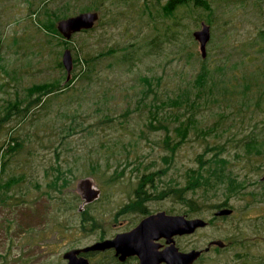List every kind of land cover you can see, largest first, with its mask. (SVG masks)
Returning <instances> with one entry per match:
<instances>
[{"label": "rangeland", "instance_id": "374dc122", "mask_svg": "<svg viewBox=\"0 0 264 264\" xmlns=\"http://www.w3.org/2000/svg\"><path fill=\"white\" fill-rule=\"evenodd\" d=\"M63 1L48 0L47 6L55 8ZM165 1L69 0L70 15L97 10L99 18L93 27L65 39L59 31H47L34 21L36 16L30 11L41 5L40 0H0L1 114L7 100L23 92L25 84L55 78L61 84L67 81L66 70L59 64L65 47L70 48L73 59L76 54L83 58L113 50L93 63L91 80L78 78L86 63L81 59V65L74 66L73 62L70 79L73 73L76 76L69 89L47 96L46 108L39 115H28L21 122L15 117L0 127V143L8 139L10 131L24 139L23 148L0 172V182L9 176L18 178L9 188L4 187L6 193H0V264H41L55 258L50 250L62 251L134 225L142 213L124 206L134 198L145 167L168 166L161 177L154 176L155 189L146 184L152 193L145 203L148 210L184 212L186 200L191 198L205 204L206 215L213 217L218 208L213 205L227 195L223 189L201 199L198 191L189 188L185 200L172 193L162 196L160 190L184 185L185 170L198 165L197 154L206 143L217 141L225 144L222 156L229 159L230 169L238 180H244V186L228 195L226 206L232 212L216 216L205 230L206 236L194 238L203 246L207 239L219 237L225 246L205 252L195 264H264V154L247 153L240 143L253 126L264 127V103L257 109L247 103L235 111L232 106L224 110L197 107L199 127L212 124L221 112L228 115L221 116L223 125L217 133L196 135L191 131L177 149L173 164L163 157L169 154L162 146L164 129L148 126L154 98L172 95L199 70L202 57L192 30L201 20L210 24L207 55L211 59L220 61L230 53L235 60L247 53L244 69L258 62V50L264 49V39L257 37L264 28V0H215L211 10L182 5L173 14L164 12ZM39 15L44 18L46 14ZM128 52L133 54L130 60L119 57ZM144 77L151 79L156 95L148 92L141 100L142 92L148 90ZM163 121L173 125L169 116ZM70 128L73 132L68 134ZM60 136H66L69 149L60 147L57 155ZM56 165L66 176L53 188L49 182ZM86 176L100 193L84 205L76 182ZM83 205L94 218L85 227L78 211ZM176 244L187 249L189 237H177Z\"/></svg>", "mask_w": 264, "mask_h": 264}, {"label": "trees", "instance_id": "16d2710c", "mask_svg": "<svg viewBox=\"0 0 264 264\" xmlns=\"http://www.w3.org/2000/svg\"><path fill=\"white\" fill-rule=\"evenodd\" d=\"M40 1L41 5L30 11L31 14L36 16L34 21H37L40 27L47 31L50 30L59 33L55 21L61 17L70 15L69 0L61 2L55 8L47 6L48 0ZM212 1L215 0H166L163 8L164 12H172V14L177 7L182 5L211 10ZM85 7L86 9L90 8L89 6ZM39 14L46 15L43 18ZM83 30L86 31L88 29ZM258 36L264 39V28L259 30L257 37ZM255 42H258L256 38H254V43ZM252 45L253 44L250 46ZM112 51V49L101 50L96 54L84 55L83 58H80V56L76 54L73 59L74 66H76V64L81 65V59L82 64L83 62L86 63V67L78 73V78L91 80L94 73L93 63ZM247 55V53H244L243 57ZM258 55V62L255 63V65L250 64L252 68L246 69H244L243 66L245 60L242 55L235 60H231V54L229 53L223 56L220 61H214L213 58H210L209 54H206V57L201 56L199 70L191 74V77L185 82L186 85L177 87L172 95L167 94L164 98H154L153 103H151L154 104V107L151 108L150 106L148 110V126L151 129H164L165 134L161 140L163 141L162 146L169 151V154L163 156L168 164H173L177 149L181 143L186 140L191 131H196V135L217 133L215 130H221V126L223 125V117L221 116L228 115L221 112L219 117L215 119L212 124L207 126L201 125V127H199L195 117L197 107L210 105V109H212V107L218 109L222 107L221 110H224L226 107L232 106L235 111V107L244 104L248 105L247 103L251 104L252 107L254 106L256 109L264 103V49H259ZM119 57L124 61H128L133 58V54L132 52H128V54L123 53ZM239 61L242 63L241 67H239ZM59 64L62 65V62L59 61ZM89 64H91V66ZM75 76L76 73H73L71 79L62 84L59 78L25 84L23 86V92H16V96L12 99H8L3 106L4 113H0V127L15 117L18 118V122H21L24 121L28 115H39L44 111V108H46L48 102L46 97L69 89V84ZM64 78H66V76ZM144 81L147 84L148 90L142 92L141 100L148 96V92H154L156 95L151 79L149 77H144ZM88 88H90V86H88ZM166 106L170 107V110H166ZM159 114L162 115L159 116ZM184 114H186L185 118L182 117ZM168 116L172 119V126H169V121L168 123L163 121V119L168 118ZM231 119H235V117H231ZM68 132V134L73 132V128H70ZM60 137L61 140L57 142L55 146V153L57 155L60 153L59 149H69L68 140H65L66 136ZM259 137L264 138L263 125L262 127H257V125L253 126L252 129L242 136L240 143L242 144L241 146H244L245 152L264 154V139L258 140ZM23 145L24 139L20 137L19 134L16 136L13 135L10 131L8 139L6 140L5 138L0 143V172L5 169L8 160L11 159L14 154L19 153ZM204 148V150L197 154L198 165L191 166L185 170L186 183L184 185L177 184V186H170L169 188H165V190H160V195L172 193L176 198L185 200L184 196L186 191L192 188L191 190L195 189V191H198L202 195L201 199H208L210 195H213L215 192L219 191V189H223L227 195L213 206L219 208L227 205L229 193L243 187L244 180L237 179L228 165L229 159L222 156V153L225 151V144L219 141L206 143ZM207 151L212 152L209 153V156L205 157ZM236 153L238 152L236 151ZM167 167L168 166L164 168L159 167L154 170H147L148 168L145 167L134 189V198L130 203L126 204L124 208L141 213L148 212L145 203L152 198V193L149 188L146 187V184H150L149 186L155 189L156 185L153 181L154 176L157 175V177H161V173L163 171L165 172ZM51 168H54V166L52 165ZM55 169L56 171H54V173L57 174L53 173L52 181L49 182V187L53 188L59 186V178L61 176H66L60 174V165H56ZM69 169L71 170L70 167ZM17 179L14 176H9L6 181L0 182V193H6L7 189H4V187L9 188L10 184ZM63 185L64 184H61V186ZM198 201L199 200H194V204L196 205L200 202ZM80 217L85 220L93 218L86 208L80 212Z\"/></svg>", "mask_w": 264, "mask_h": 264}, {"label": "water", "instance_id": "95a60500", "mask_svg": "<svg viewBox=\"0 0 264 264\" xmlns=\"http://www.w3.org/2000/svg\"><path fill=\"white\" fill-rule=\"evenodd\" d=\"M99 18L97 10H84L75 14L61 17L56 22L57 30L65 39H69L73 33L83 29H89L94 26ZM192 36L199 43V50L202 57L207 54V43L211 37L210 24L204 20L200 21V26L192 30ZM1 44V40H0ZM61 62L66 70V80L70 79L73 67L72 53L69 47H65ZM264 178V175L262 176ZM76 190L81 194L84 202H89L98 197L100 189L94 186L91 177H81L76 182ZM232 212L228 206L219 207L214 211L215 215H227ZM207 222L200 217L187 218L184 213H168L165 210H157L142 217L131 229L118 232L111 238H104L96 241L86 247L87 249H104L115 247L116 254L120 258L127 255H136L139 259L138 264H191L209 246L204 249L182 250L176 244L174 236L193 231L197 226L205 225ZM165 239L162 248L158 240ZM219 246H224L225 242L221 238L210 241ZM74 249L68 251L70 260L68 264H89L86 258L74 259L71 254Z\"/></svg>", "mask_w": 264, "mask_h": 264}, {"label": "flooded vegetation", "instance_id": "af4514ba", "mask_svg": "<svg viewBox=\"0 0 264 264\" xmlns=\"http://www.w3.org/2000/svg\"><path fill=\"white\" fill-rule=\"evenodd\" d=\"M79 196L82 198L80 193H79ZM82 201H83V204L85 205V204H88V203L92 202L93 200L89 201V202H84V199L82 198ZM84 205L80 206L78 208L79 212H81L85 208ZM146 209L148 210L147 206H146ZM158 210H162V209H158ZM163 210H165V209H163ZM155 211H157V210H154V211L148 210V212L142 213V215L139 218V220L142 217H144L145 215H147V214H149L151 212H155ZM165 211L168 212V213H184L187 218L200 217V218L205 219L206 222H207L205 225L197 226L193 231H191L189 233L177 234V235L174 236L175 241H176V238L180 237V236L189 237L190 246L187 249H182V250L204 249L206 246H209V248L207 250H203V252L191 264L197 263L203 257V254L205 252H208L209 250L214 249L215 247H224L225 246L226 242H225L224 246H219V245H217L215 243H211L209 245L210 241L213 240V239H216V238L207 239L206 243L203 246L198 245L197 241L194 239L196 237H198V239H199L200 237L206 236L205 230L207 229L209 224H211V221L213 219H215L216 216H220V215H215L214 214L213 217H209L208 218V216L206 215V212H205V204L199 202V203H197L195 205L193 199L187 198V200H186V210L184 212H171V211H168V210H165ZM79 219L81 221L80 223L84 227H85V222H87V221L91 222L92 221L91 220L92 218H88V220H85V219L80 217ZM137 222L134 225H136ZM134 225H132V226H130L128 228H125V229L118 230V231H116L113 234H106V235L103 234L100 237H98V238H96V239H94V240H92L90 242L71 245L70 247H68V248H66V249H64L62 251L50 250V251H48L49 253H51V252H52V254H53V252L56 253L55 254V258L53 260H49L48 259V261L42 262L41 264H68V262L70 260V255L67 254L68 251L86 247V246H88V245H90V244H92V243H94L96 241L102 240L104 238H111L118 232H123V231L131 229ZM217 238H219V237H217ZM158 242L161 244L159 246V248H162V246L165 243V239L164 238H160L158 240ZM72 253L73 254H71V256L72 257L74 256L73 257L74 259L86 258L89 264H138V262H139V259H138V257L136 255H127L124 258H120L119 254H116L115 247H113V246L107 247V248H104V249H87V250L80 249L79 251H73ZM39 257H44L45 258V256H39ZM24 259H27V257H25ZM18 264H22V263H18ZM160 264H166V263L165 262H161Z\"/></svg>", "mask_w": 264, "mask_h": 264}]
</instances>
